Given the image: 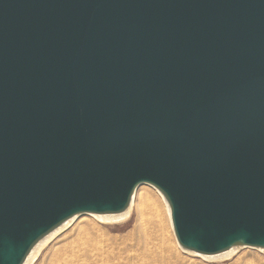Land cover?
Masks as SVG:
<instances>
[{
	"label": "water",
	"instance_id": "water-1",
	"mask_svg": "<svg viewBox=\"0 0 264 264\" xmlns=\"http://www.w3.org/2000/svg\"><path fill=\"white\" fill-rule=\"evenodd\" d=\"M141 183L181 247H264V0H0V264Z\"/></svg>",
	"mask_w": 264,
	"mask_h": 264
},
{
	"label": "bare ground",
	"instance_id": "bare-ground-1",
	"mask_svg": "<svg viewBox=\"0 0 264 264\" xmlns=\"http://www.w3.org/2000/svg\"><path fill=\"white\" fill-rule=\"evenodd\" d=\"M141 186H149L159 194L166 210L170 229L174 235L170 208L164 195L152 184L141 183L134 190L129 205L122 211L114 213H79L64 220L34 245L23 264H31L38 254L43 251L42 249L49 240H54L81 215L91 216L103 222H117L126 219L132 210L136 192ZM89 227L92 228V225L88 221L78 226L73 241L58 252L53 264H182V259L180 260V256L173 253L168 242L164 214L161 215L160 210L151 200L143 202L138 207L134 230L126 237L108 239L92 233ZM240 248H254V250L258 249L264 252V247L261 246L234 244L222 252L200 255L211 259H223L232 256Z\"/></svg>",
	"mask_w": 264,
	"mask_h": 264
},
{
	"label": "rangeland",
	"instance_id": "rangeland-1",
	"mask_svg": "<svg viewBox=\"0 0 264 264\" xmlns=\"http://www.w3.org/2000/svg\"><path fill=\"white\" fill-rule=\"evenodd\" d=\"M148 200H151L156 204L161 215L164 214L166 229L168 232V242L173 253L178 254L180 256V260L182 259V264H264V252L258 249L254 250V248H240L232 256L225 257L223 259H211L200 255V253H196L191 250L189 251V249L181 247L177 242L175 234H172L161 197L153 188L149 186H141L137 190L132 210L126 219L117 222H103L98 221L91 216L81 215V217L73 221L74 223L72 222V225L64 232H62L54 240L52 239L53 241L49 240V244L47 243L44 249H42L43 251L38 254L36 259H34L31 264H53L56 260L58 252L64 246H67L73 241L77 233L78 226L86 221L91 223L92 228L89 227V229L94 234L107 237L108 239H120L126 237L134 230L138 207L141 206L143 202Z\"/></svg>",
	"mask_w": 264,
	"mask_h": 264
}]
</instances>
